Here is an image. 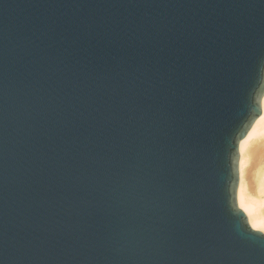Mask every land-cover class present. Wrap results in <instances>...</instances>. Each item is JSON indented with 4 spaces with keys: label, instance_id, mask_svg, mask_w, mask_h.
<instances>
[{
    "label": "water",
    "instance_id": "obj_1",
    "mask_svg": "<svg viewBox=\"0 0 264 264\" xmlns=\"http://www.w3.org/2000/svg\"><path fill=\"white\" fill-rule=\"evenodd\" d=\"M263 97L264 0H0V264H264Z\"/></svg>",
    "mask_w": 264,
    "mask_h": 264
},
{
    "label": "bare ground",
    "instance_id": "obj_2",
    "mask_svg": "<svg viewBox=\"0 0 264 264\" xmlns=\"http://www.w3.org/2000/svg\"><path fill=\"white\" fill-rule=\"evenodd\" d=\"M238 204L251 226L264 231V97L262 113L240 146Z\"/></svg>",
    "mask_w": 264,
    "mask_h": 264
}]
</instances>
